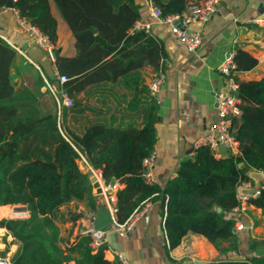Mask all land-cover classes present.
<instances>
[{"label":"trees","instance_id":"trees-1","mask_svg":"<svg viewBox=\"0 0 264 264\" xmlns=\"http://www.w3.org/2000/svg\"><path fill=\"white\" fill-rule=\"evenodd\" d=\"M6 1L0 0V9ZM53 1L74 36L73 55L52 48L55 68L69 77L59 86L73 98L71 106L86 87L112 84L125 90L130 114L118 123L113 119L90 123L80 134L64 127L56 111L41 108L31 90H15L12 66L18 52L0 36V204L6 205L0 206V217L5 210L6 215L23 214L10 204H26L29 210L27 217L0 218V226L19 244L9 264H122L117 257H105V244L94 248L89 233L77 234L64 246L58 242L54 220L60 205L76 200L94 207L89 175L80 166L83 158L105 180H119L117 221H125L146 201L160 203L167 253L188 231L215 244L228 241V248L236 247V220L228 213L238 202L236 187L249 179L239 163L264 171V77L235 79L241 113L232 135L239 152L216 155L208 144L191 147L161 186L144 176L143 159L154 150L156 141L158 100L144 81L143 68L151 67L155 75L165 71L163 41L136 27L140 18L136 0ZM189 1L155 0V5L168 15L180 12ZM13 8L55 45L57 21L50 0H14ZM233 59V73L257 62L241 48ZM36 84H44L40 73ZM247 203L264 212V186ZM6 251L0 249V256ZM250 261L264 264V257L215 264Z\"/></svg>","mask_w":264,"mask_h":264},{"label":"crops","instance_id":"crops-1","mask_svg":"<svg viewBox=\"0 0 264 264\" xmlns=\"http://www.w3.org/2000/svg\"><path fill=\"white\" fill-rule=\"evenodd\" d=\"M136 1L140 4V18L136 25L149 23L148 31L163 41L167 53L164 79L155 94L158 109L151 168L153 181L163 186L175 173L180 158L193 147L194 140L208 133L210 125L217 119L216 94L227 88V79L218 68L221 62L229 55L234 58L237 48H241L255 57L257 62L250 69L234 71L233 77L236 80L264 77V25L248 21V18L264 15V0H220L216 11L206 21L189 25L190 29L200 30L202 35V43L195 51H189L166 24L150 22L149 6L150 3L155 4V0ZM50 10L57 21V40L52 48L60 54L73 55L76 52L74 36L53 0H50ZM0 36L20 48L17 52L19 59L24 60L22 65L28 61L35 71L37 69L44 84L37 87L34 79L30 86L33 85V88L44 93L48 89L46 81L54 79L53 49L47 51L31 40L20 27L18 13L14 8L0 11ZM143 74L145 83L149 84L155 72L151 67L145 66ZM124 92V89L112 84L86 87L76 95L74 106H62L63 126L80 134L86 126L96 121L109 122L113 119L118 123L120 120H128L130 113L126 108ZM51 95L53 96L52 93ZM53 98L55 100L54 96ZM34 99L41 104L39 96L34 95ZM137 122L139 124L140 118H137ZM238 124L239 116L233 120V129ZM229 151L237 154L238 143L235 142L225 151L219 150L220 155H226ZM80 166L87 171L90 181L95 177L94 181L98 182V186H94V181H91L94 207L85 201L72 200L67 203L71 206V216L80 214L69 221L71 225L75 223L70 241L88 228L89 214L96 213L100 200L107 205L96 171L84 165L83 161ZM239 166L249 179L236 187V193L252 194L264 186V171L247 167L243 162ZM160 210L158 201L151 202V206L136 220L126 236L109 230L104 249L105 257L114 259L117 257L116 251H119L129 264H215L219 260H251L254 257H264V212L260 207L248 203L244 211L228 213V216L236 220V247L228 248V241L215 244L202 234L188 231L169 253L165 248L167 242ZM5 211L4 216H7ZM238 222L242 224L241 228L237 227ZM14 239L5 227L0 226V249L7 248L10 257L18 247L17 245L14 250L9 249V243Z\"/></svg>","mask_w":264,"mask_h":264},{"label":"built area","instance_id":"built-area-1","mask_svg":"<svg viewBox=\"0 0 264 264\" xmlns=\"http://www.w3.org/2000/svg\"><path fill=\"white\" fill-rule=\"evenodd\" d=\"M220 0H201L194 1L190 0L180 12L163 15L160 7L150 3V22H159L166 24L171 32L187 47L189 51H195L202 43V35L200 30L190 29L189 25L194 23H200L206 21L211 14H213ZM9 7L6 5L0 9V11L7 10ZM19 25L24 29L31 40L40 48H44L47 51L52 49V44L48 37L43 34L36 26L31 24L25 18L18 16ZM249 22H254L259 25H264V15L248 18ZM137 28L149 29V23H142L136 25ZM14 46V45H13ZM14 48L20 51L19 47ZM235 67V62L232 55L227 56L219 65V71L227 79V88L220 90L216 94V108H217V119L210 125L209 132L197 137L193 142V147L196 148L201 144H208L216 153L220 155L219 145H224L225 148H231L235 144V139L232 135L233 120L237 118L241 109L239 106L240 99L237 95L238 83L233 77L232 69ZM54 81H46L48 89L55 97L56 104L58 107L71 106L73 104V98L70 94L61 88L59 85L69 79L66 74L60 73L56 68L53 71ZM164 79V71L157 75H154L150 80L148 86L150 93L155 95L158 88ZM154 159L153 151L151 154L143 159V165L145 167L144 176L148 181H153L152 178V163ZM83 163L88 167H91L86 160L82 159ZM96 175L99 178L100 187L103 196L107 202L109 212L111 214V222L105 227L95 229L94 218L95 212L89 214V225L84 233H89L91 237V245L96 248L101 244H105L108 241V232L113 230L120 236H126L127 233L132 229L136 220L140 218L147 209L151 206V201H146L142 206L135 208L131 215L123 222H119L116 219V191L121 186L117 178H110L105 180L99 169H94ZM260 190V188H259ZM256 190L252 194L246 192H237V204L232 208L233 213H239L244 211L247 207V201L250 197L256 196L259 193ZM25 214L28 209L22 210ZM22 215V214H20ZM237 227L241 228L242 224L237 223ZM116 255L122 264H129L123 254L116 251ZM10 260L7 257H0V264H9Z\"/></svg>","mask_w":264,"mask_h":264},{"label":"rangeland","instance_id":"rangeland-1","mask_svg":"<svg viewBox=\"0 0 264 264\" xmlns=\"http://www.w3.org/2000/svg\"><path fill=\"white\" fill-rule=\"evenodd\" d=\"M19 58H20V55L18 53L16 56L15 64L13 66V78H14L13 81H14V87H16V91L20 92L25 89H29V87H32L31 89L32 93L41 98V104H42V105L40 104L41 108H43L44 110L56 111L58 116H60L61 123L63 124V113H62L63 108L61 107L59 108L60 109L59 110L58 107H56L55 100L53 96L51 95L49 89H45L44 93H40L37 88H33L34 87L33 85L30 86L31 82L33 83L34 79H35L34 82L36 83L39 72L37 71V69H36L37 71L36 72L32 68V66L28 64V61H25V64L22 65L23 64L22 62H24V60L22 58L21 59ZM67 203L60 205L59 210L57 212V216L54 220L55 226L58 229V240H59L58 242L61 246H64L67 242H70V238L73 232V227L75 225V223L74 225H71L69 223L70 220H74V219H72L71 217V206H69V204ZM10 205L15 206L16 204H10ZM85 205L87 206V204ZM0 206H6V205L0 204ZM27 216H29V210L26 211L25 214H22V215H14V216L7 215V216H2V217H8V218L22 217L23 218ZM69 229H70V232H68ZM14 241L16 240L14 239L9 243V249L14 250L16 246L19 245L18 242H14ZM7 255H9V260H10L9 251L5 253V256H0V257H7Z\"/></svg>","mask_w":264,"mask_h":264},{"label":"water","instance_id":"water-1","mask_svg":"<svg viewBox=\"0 0 264 264\" xmlns=\"http://www.w3.org/2000/svg\"><path fill=\"white\" fill-rule=\"evenodd\" d=\"M6 5L9 8H13L14 7V0H7L6 1ZM53 57L55 55L54 51H52ZM234 120H236V118H234ZM219 150L225 151L226 148L224 145H219L218 147ZM85 165V164H84ZM95 177L91 178V181H94ZM94 186H98V182L94 181ZM98 190H100V188H98ZM17 208H19V210H25L27 208L26 204H16ZM217 211H221V206H217L216 207ZM112 218H111V214L109 212V209L106 205V203L104 201H99L97 203L96 206V213H95V218H94V228L95 229H99L102 227H105L106 225H108L111 222ZM194 264H199L197 262H194Z\"/></svg>","mask_w":264,"mask_h":264},{"label":"bare ground","instance_id":"bare-ground-1","mask_svg":"<svg viewBox=\"0 0 264 264\" xmlns=\"http://www.w3.org/2000/svg\"><path fill=\"white\" fill-rule=\"evenodd\" d=\"M15 206H17V205H15Z\"/></svg>","mask_w":264,"mask_h":264}]
</instances>
